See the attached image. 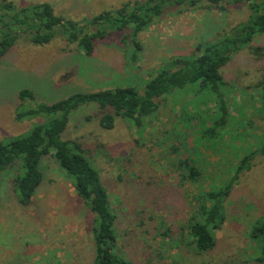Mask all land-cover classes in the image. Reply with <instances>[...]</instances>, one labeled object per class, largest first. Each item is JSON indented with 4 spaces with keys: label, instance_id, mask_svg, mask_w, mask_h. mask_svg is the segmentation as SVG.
<instances>
[{
    "label": "rangeland",
    "instance_id": "1",
    "mask_svg": "<svg viewBox=\"0 0 264 264\" xmlns=\"http://www.w3.org/2000/svg\"><path fill=\"white\" fill-rule=\"evenodd\" d=\"M9 1L14 6L47 1L55 13L80 21L133 0ZM247 13L240 4H225L224 10L172 9L138 33L141 50L135 62L128 59L131 47L122 32L96 42L90 55L60 38L34 45L19 37L0 58V141L25 134L40 123L38 118L43 121V115H22L37 103L119 86L141 94L155 69L220 38ZM251 43L264 46V32ZM219 73L229 119L214 138L203 137L217 115L214 104L204 100L207 90L194 85L161 95L155 111L137 127L119 116L111 128L101 126L102 111L94 103L69 113L60 136L78 143L97 171L115 213L114 250L130 264H264L255 259L260 240L250 234L264 216V52L255 56L240 47ZM21 89L34 98L19 99ZM252 151L248 170L237 173L239 159ZM19 165L14 161L0 171V264H91L93 216L70 178L51 154L45 155L41 182L31 204L23 207L13 183L22 174ZM190 167L199 172L194 179L188 177ZM228 182L222 222L211 229L214 246L196 252L186 225L199 194Z\"/></svg>",
    "mask_w": 264,
    "mask_h": 264
},
{
    "label": "trees",
    "instance_id": "2",
    "mask_svg": "<svg viewBox=\"0 0 264 264\" xmlns=\"http://www.w3.org/2000/svg\"><path fill=\"white\" fill-rule=\"evenodd\" d=\"M225 4L244 5L248 12L246 18L233 25L220 38L205 44L199 43L192 53L166 61L146 79L141 94L132 86H119L73 92L48 104L37 103L34 107L25 109L22 115H43V121L38 118L40 123L33 124L25 134L5 142L0 141V171L14 161L20 162L19 168L23 169L21 175L13 178L19 205L27 207L31 204V197L42 179L40 163L45 155L51 154L70 178L75 194L93 216L90 230L94 253L91 264L130 262L114 250L115 213L110 207L108 194L97 171L78 143L60 136L69 113L81 105L94 103L102 111L98 116L101 126L111 128L113 118L119 116L137 127L142 117L155 111L161 95L185 85H194L198 90H207L204 100L214 104L217 115L203 133L204 138H214L225 129L229 119L222 93L224 81L219 69L240 47L247 46L248 51L255 56L264 52V46L251 43L255 34L264 32V0H133L123 2L114 9L101 10L80 21L55 13L47 1L32 3L31 6H14L9 0H0V58L14 47L15 41L21 36L27 37L34 45L60 38L66 44L74 45L84 55H90L96 42L122 32L121 39L127 40L131 47L128 54L130 62H135L137 52L141 50L138 33L156 17L172 9L224 10ZM18 97L34 98L28 89L19 90ZM261 107L264 115V87ZM261 150L264 152V147ZM253 152L239 159L237 173L248 170ZM187 173L188 177L194 179L199 172L190 167ZM236 176L231 177V181ZM230 184L228 182L224 186L211 187L199 194L200 203L186 225L188 242L196 252H204L214 246L211 229L219 227L222 222V204L229 194ZM250 234L260 240V253L255 259L264 261V216L252 225Z\"/></svg>",
    "mask_w": 264,
    "mask_h": 264
}]
</instances>
